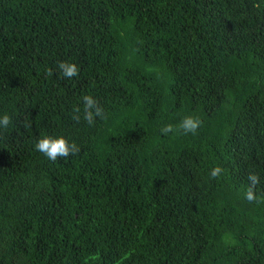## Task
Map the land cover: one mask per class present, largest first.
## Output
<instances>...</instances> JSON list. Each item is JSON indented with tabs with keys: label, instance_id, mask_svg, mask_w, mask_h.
Listing matches in <instances>:
<instances>
[{
	"label": "trees",
	"instance_id": "1",
	"mask_svg": "<svg viewBox=\"0 0 264 264\" xmlns=\"http://www.w3.org/2000/svg\"><path fill=\"white\" fill-rule=\"evenodd\" d=\"M4 113L0 264H264V0H0Z\"/></svg>",
	"mask_w": 264,
	"mask_h": 264
},
{
	"label": "clouds",
	"instance_id": "2",
	"mask_svg": "<svg viewBox=\"0 0 264 264\" xmlns=\"http://www.w3.org/2000/svg\"><path fill=\"white\" fill-rule=\"evenodd\" d=\"M57 71L62 73L66 79L78 77L79 67L73 62L62 61L57 66ZM51 74V73H50ZM83 111L82 118L89 125L94 124L97 118L104 119V109L98 104L97 100L92 95H85L82 99ZM74 119L79 121L81 119V109H75ZM12 124V118L9 114H0V129H7ZM202 121L192 116L185 117L179 125L180 130L184 134H195L200 128ZM174 129L171 125L165 126L161 129L163 134L173 132ZM35 150L42 153L49 161H56L58 158L68 159L74 157L80 148L75 142H71L63 135H43L35 142ZM222 169L214 167L210 171V177L216 179L221 175ZM248 181L252 186L246 193L245 198L252 202L257 199V195L253 188L260 183V176L255 173H249Z\"/></svg>",
	"mask_w": 264,
	"mask_h": 264
},
{
	"label": "bare ground",
	"instance_id": "3",
	"mask_svg": "<svg viewBox=\"0 0 264 264\" xmlns=\"http://www.w3.org/2000/svg\"><path fill=\"white\" fill-rule=\"evenodd\" d=\"M7 18V17H6Z\"/></svg>",
	"mask_w": 264,
	"mask_h": 264
}]
</instances>
